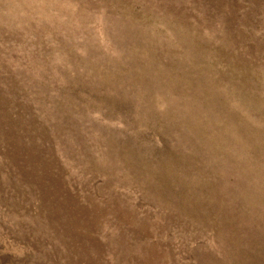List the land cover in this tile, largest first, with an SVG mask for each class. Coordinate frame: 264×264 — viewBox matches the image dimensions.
Returning a JSON list of instances; mask_svg holds the SVG:
<instances>
[{"label":"rangeland","instance_id":"obj_1","mask_svg":"<svg viewBox=\"0 0 264 264\" xmlns=\"http://www.w3.org/2000/svg\"><path fill=\"white\" fill-rule=\"evenodd\" d=\"M0 264H264V0H0Z\"/></svg>","mask_w":264,"mask_h":264}]
</instances>
